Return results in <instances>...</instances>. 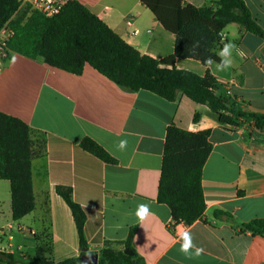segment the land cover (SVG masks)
Here are the masks:
<instances>
[{"label":"crops","instance_id":"0c3cea01","mask_svg":"<svg viewBox=\"0 0 264 264\" xmlns=\"http://www.w3.org/2000/svg\"><path fill=\"white\" fill-rule=\"evenodd\" d=\"M76 1L162 67L200 76L209 71L217 96L237 110L264 114V40L257 35L227 24L218 33L222 45L204 65L173 57L174 34L139 0ZM182 1L197 7L218 4ZM243 1L264 30V0ZM226 44L232 46L231 64L224 67L218 52ZM5 57L0 58V112L41 132L44 145L31 160V212L12 219L9 181L0 178V251L19 262L36 254L55 262L79 256L71 211L56 190L61 187L82 207L87 249L98 257L106 245L123 250L119 242L133 226L132 247L145 264H264V234L241 226L264 218V127L243 118L236 125L220 123L205 105L181 93L170 101L143 89L127 91L89 64L73 74L47 65L41 56L5 51ZM169 124L209 131L211 151L202 169L205 209L190 225L174 223L169 207L156 199ZM84 137L115 162L105 163L81 148ZM121 140L127 142L124 149L118 147ZM141 204L148 205L149 214L139 222L134 213ZM184 232L203 249L199 256L179 250Z\"/></svg>","mask_w":264,"mask_h":264},{"label":"trees","instance_id":"16d2710c","mask_svg":"<svg viewBox=\"0 0 264 264\" xmlns=\"http://www.w3.org/2000/svg\"><path fill=\"white\" fill-rule=\"evenodd\" d=\"M139 1L174 34L173 57L194 58L207 65L215 49L222 45L218 33L229 23H236L264 40V30L243 0H218L216 8L197 7L182 0ZM4 27L11 31L4 43L7 52L29 58L41 56L47 65L73 74H80L83 66L89 64L127 91L143 89L170 101L181 93L205 105L220 123L236 125V119L243 118L252 119L256 128L264 127V114L237 110L215 94L217 82L209 71L200 76L188 70L162 67L156 59L127 44L76 0L69 1L52 17L20 6L19 0H0V31ZM198 117L195 113L193 119ZM208 136V130L192 132L175 124L166 127L156 199L169 207L174 223L190 225L203 215L202 169L211 151ZM35 143L40 147L35 148ZM43 145L41 132L19 118L0 112V178L9 181L13 220L34 208L31 160L42 152ZM80 146L105 163L115 162L89 137H84ZM56 190L71 211L78 234L79 256L89 253L82 207L72 199L69 190L61 187ZM241 226L251 233L264 234V218ZM134 231L135 227H130L127 237L119 242L131 254L106 245L99 252L98 263L145 264L132 247ZM79 256L55 262L36 254L26 262H19L14 254L0 251V264H81Z\"/></svg>","mask_w":264,"mask_h":264},{"label":"clouds","instance_id":"9594fccd","mask_svg":"<svg viewBox=\"0 0 264 264\" xmlns=\"http://www.w3.org/2000/svg\"><path fill=\"white\" fill-rule=\"evenodd\" d=\"M232 46L226 44L223 49L218 52V55L221 57V64L224 67H227L231 64L230 53H231ZM126 141L121 140L119 142L118 147L120 149H124L126 146ZM149 214V207L148 205H138L134 215L137 217L139 222L144 221L146 216ZM180 239L182 241L180 245V251L185 254V256H199L203 249L195 247L192 243V238L189 233L184 232L180 234Z\"/></svg>","mask_w":264,"mask_h":264},{"label":"built area","instance_id":"2783aa9c","mask_svg":"<svg viewBox=\"0 0 264 264\" xmlns=\"http://www.w3.org/2000/svg\"><path fill=\"white\" fill-rule=\"evenodd\" d=\"M69 1L71 0H19L20 6H28L30 10L38 11L46 17H52L58 14ZM0 32L4 33L3 38L0 40V58H4V43L11 34V31L7 27H4ZM47 242L46 246H49Z\"/></svg>","mask_w":264,"mask_h":264},{"label":"water","instance_id":"95a60500","mask_svg":"<svg viewBox=\"0 0 264 264\" xmlns=\"http://www.w3.org/2000/svg\"><path fill=\"white\" fill-rule=\"evenodd\" d=\"M123 253L125 254H131V251L129 248H124ZM79 261L81 264H98V253H86L81 256H79Z\"/></svg>","mask_w":264,"mask_h":264},{"label":"rangeland","instance_id":"374dc122","mask_svg":"<svg viewBox=\"0 0 264 264\" xmlns=\"http://www.w3.org/2000/svg\"><path fill=\"white\" fill-rule=\"evenodd\" d=\"M3 34H4V33H1V32H0V40L3 38Z\"/></svg>","mask_w":264,"mask_h":264}]
</instances>
